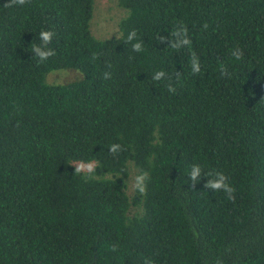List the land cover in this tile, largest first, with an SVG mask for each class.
<instances>
[{
  "label": "trees",
  "instance_id": "trees-1",
  "mask_svg": "<svg viewBox=\"0 0 264 264\" xmlns=\"http://www.w3.org/2000/svg\"><path fill=\"white\" fill-rule=\"evenodd\" d=\"M94 3L0 0V264H264V0Z\"/></svg>",
  "mask_w": 264,
  "mask_h": 264
},
{
  "label": "clouds",
  "instance_id": "clouds-1",
  "mask_svg": "<svg viewBox=\"0 0 264 264\" xmlns=\"http://www.w3.org/2000/svg\"><path fill=\"white\" fill-rule=\"evenodd\" d=\"M14 2H18L20 4H24L25 0H14ZM207 27V25H205V28ZM184 32H185V36L187 37V29L184 28ZM52 33L50 31H41L40 33V38L43 42L44 45H47L48 43H50L51 38H52ZM173 35H176V33H173ZM135 36V31L131 32L128 36V40L131 41L133 39V37ZM184 44L189 45L191 43V41L187 38L184 39L183 41ZM174 48H178L180 47V45L178 44H172L171 45ZM133 49L135 51H140L141 50V44L140 43H136L133 45ZM33 51L37 53V55L40 57L41 60H45L47 59V57L53 55V51L52 50H42L41 47H33ZM233 55L236 57L237 60H239L242 56V52H240L239 49H237V51L233 52ZM195 56V55H193ZM193 71L194 72H198L199 71V63L197 62H193ZM221 71L223 72L224 70L221 69ZM162 74V73H161ZM108 77V74H105V78ZM157 79L159 78V74L156 77ZM170 91H173V89H169ZM120 148V146L118 144H113L110 146V151L112 153H116L118 151V149ZM95 165L93 163H88L87 165H85L84 163H79L75 165V172L76 173H81L82 171H84L85 169L87 170L88 173H92L94 171ZM201 169L198 165H193L192 170L190 172V179L195 182L197 176L200 174ZM209 176H213L212 172L208 173ZM146 174H142L140 176L136 177V187L139 189V191L141 193H143L145 191V186H144V180H145ZM215 178L213 179H208L204 185L205 188H214L216 189V191L219 190H223L227 195L228 198L231 200L235 199L234 196V192L235 189L229 184L227 183V177L222 173V172H215L214 175Z\"/></svg>",
  "mask_w": 264,
  "mask_h": 264
},
{
  "label": "rangeland",
  "instance_id": "rangeland-1",
  "mask_svg": "<svg viewBox=\"0 0 264 264\" xmlns=\"http://www.w3.org/2000/svg\"><path fill=\"white\" fill-rule=\"evenodd\" d=\"M126 15L127 10L120 6L119 0H95L94 16L91 21L93 34L98 38H109L119 35L120 21ZM78 77H80V74L76 70L61 69L49 72L46 76V80L48 83L58 84L71 81ZM137 176H139L138 171L133 169L129 181L128 192L130 194H132L135 189Z\"/></svg>",
  "mask_w": 264,
  "mask_h": 264
}]
</instances>
